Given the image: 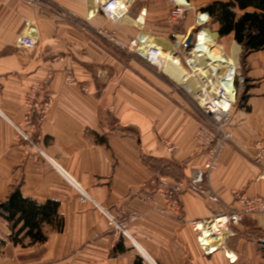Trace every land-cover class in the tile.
Returning a JSON list of instances; mask_svg holds the SVG:
<instances>
[{
  "label": "crops",
  "instance_id": "0c3cea01",
  "mask_svg": "<svg viewBox=\"0 0 264 264\" xmlns=\"http://www.w3.org/2000/svg\"><path fill=\"white\" fill-rule=\"evenodd\" d=\"M199 1L187 0L191 10L174 24L169 0H125L120 21L108 24L92 0H0V204L19 191L39 206L57 205L55 219L41 224L44 242L32 243L24 231L23 243H14L23 222L13 229L0 215V264H264V218L251 216L210 240L219 246L212 254L191 225L235 208L234 192L264 198V170L253 161L264 134V52L238 59L245 84L228 126L232 139L206 176L207 154L194 141L202 79L189 89V76L157 72L131 46L147 35L192 72L197 43L181 41L193 33L197 42L205 31L215 36L203 42L206 50L217 45L231 57L224 40L237 42L220 37L209 15L196 16ZM205 1L202 8L230 0ZM23 34H33L35 49L17 45ZM30 97L51 102L42 122L33 113L34 127L26 123ZM152 179L179 188L177 214L144 199L142 184ZM109 217L125 223L128 235L112 229Z\"/></svg>",
  "mask_w": 264,
  "mask_h": 264
},
{
  "label": "built area",
  "instance_id": "2783aa9c",
  "mask_svg": "<svg viewBox=\"0 0 264 264\" xmlns=\"http://www.w3.org/2000/svg\"><path fill=\"white\" fill-rule=\"evenodd\" d=\"M169 1L174 5L169 14V22L175 24L184 18L185 14L191 10V6L187 0H183L184 2H181V0ZM94 3L108 24H114L120 21L121 9L119 0H94ZM206 23L207 21L200 25H205ZM100 34L105 37L104 39L109 43L117 47H122V44L119 43L114 35L109 33L107 30H101ZM186 38L187 37L183 36L181 45L184 46ZM144 40L145 39L143 37L135 39L131 42V46L151 68L155 69L157 72H161L164 63L161 58L162 49L152 45L151 42L147 44ZM193 43V48H195L196 41ZM17 45L20 48L29 50H33L37 47L36 39L33 34L21 35L17 40ZM230 71L232 74V76H230V81L233 86V95L226 92L225 86L220 87L218 89V94L216 95V97L224 104L222 110L216 111L215 113L211 112L206 108V104L200 103L199 100L196 101V108L200 121L198 129L194 134V141L199 148L207 154L205 169L201 175L205 174L207 176L215 170L221 152L232 139V134L229 132L228 126L233 116V107L236 102V96L244 87L245 76L242 73V69L239 64L235 69H231L230 67ZM37 89L38 87H36L34 91H37ZM213 98H215V96ZM26 103L28 106L26 123L34 127L30 121L33 113L38 111L42 116L39 121L42 122L50 109L51 102H46L41 105L36 101V98L30 97ZM17 132L19 138H23L24 140L30 142L29 135L22 133L18 128ZM254 145L255 155L253 161L264 170V134L255 142ZM172 148V146H169V149ZM142 188L145 191L144 199L147 201H153L154 203H157L158 200H160L163 203L162 210L167 215L172 216L179 212V188H169L165 185V183L156 179L145 182L142 184ZM233 195L235 208H228L226 211L220 213L222 219H224L223 223L216 225L215 221L210 219L204 222L195 221L191 223L192 229L197 235L198 243H200L201 247L206 248L207 254H212L217 251L219 247L210 243L213 239L216 240L232 234L235 227L243 224V222L251 216L264 218L263 197L250 198L244 193L239 192H234ZM85 200L86 195L81 192L80 201ZM109 224L116 232L120 231L124 235H128L125 223L119 224L114 218L109 217ZM228 257L230 258V261L234 262L232 257Z\"/></svg>",
  "mask_w": 264,
  "mask_h": 264
},
{
  "label": "trees",
  "instance_id": "16d2710c",
  "mask_svg": "<svg viewBox=\"0 0 264 264\" xmlns=\"http://www.w3.org/2000/svg\"><path fill=\"white\" fill-rule=\"evenodd\" d=\"M218 25L220 37L232 35L243 48V56L264 52V0H230L212 2L201 9ZM56 204L37 205L24 199L15 191L8 201L0 204V215L14 222L13 229L21 222L22 226L13 236L16 244H22L21 233L32 243L44 242L47 237L41 232V224L52 222L56 217Z\"/></svg>",
  "mask_w": 264,
  "mask_h": 264
},
{
  "label": "bare ground",
  "instance_id": "6f19581e",
  "mask_svg": "<svg viewBox=\"0 0 264 264\" xmlns=\"http://www.w3.org/2000/svg\"><path fill=\"white\" fill-rule=\"evenodd\" d=\"M119 2L121 9L120 14L122 17V14L126 9L125 0H119ZM181 2L184 1L181 0ZM92 4L95 8L94 0H92ZM123 17V21L130 22L124 15ZM210 35L208 36L205 31H201L198 35V40L196 42L197 49L193 52V59L189 61L192 72H188V70L180 63L179 58L178 60H175L174 56H171L168 52H162L161 58L164 61L162 70H164V72L172 78L177 81H182L185 74L189 76L188 81L185 83V86L189 89L192 88L196 90L197 88H200L197 78L202 79L203 86L201 87L200 92H197L198 97L196 98L199 99L200 103L206 104V108L208 110L215 113L216 111L222 110L224 104L216 96L215 98L212 97L214 92L220 87L225 86L226 92L233 95V86L230 81V76H232L230 67L231 69H235L238 66L237 53L239 51V47L237 46V43L233 45L232 57H228L224 53H221V48L217 45H215L212 51H207L203 46V42L208 41L209 44H213L210 39L214 40L215 36ZM147 37V35L144 36V41L148 44L151 42V39H147ZM151 43H153V41ZM206 57L210 59L213 63L212 65L206 64ZM210 220H214L216 225L223 223L224 221L220 213L210 218Z\"/></svg>",
  "mask_w": 264,
  "mask_h": 264
},
{
  "label": "rangeland",
  "instance_id": "374dc122",
  "mask_svg": "<svg viewBox=\"0 0 264 264\" xmlns=\"http://www.w3.org/2000/svg\"><path fill=\"white\" fill-rule=\"evenodd\" d=\"M156 3V2H155ZM205 3H206V1L205 0H203V1H199V2H197V4H196V16H198V15H200V14H205V13H202L201 12V8H202V5H205ZM210 34V33H209ZM224 42H225V44L227 45V47H231V57H232V47H233V43H232V41H231V39H228V38H225V40H224ZM232 45V46H231ZM238 59L240 60V62L243 64V62H244V59L245 58H243V52H239L238 51V53H237V63H238ZM243 66V65H242ZM243 68H244V66H243ZM245 69V68H244ZM245 72V71H244ZM245 75V74H244ZM218 94V89L214 92V94L212 95V97H214V96H216Z\"/></svg>",
  "mask_w": 264,
  "mask_h": 264
},
{
  "label": "water",
  "instance_id": "95a60500",
  "mask_svg": "<svg viewBox=\"0 0 264 264\" xmlns=\"http://www.w3.org/2000/svg\"><path fill=\"white\" fill-rule=\"evenodd\" d=\"M208 16V14H205ZM209 17V16H208ZM186 42H184V46L189 48L193 46V42H194V34L193 33H189L186 40Z\"/></svg>",
  "mask_w": 264,
  "mask_h": 264
}]
</instances>
